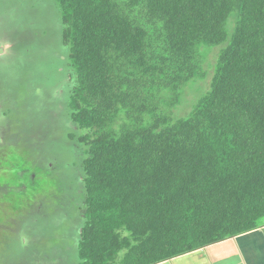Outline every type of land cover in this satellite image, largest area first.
I'll return each instance as SVG.
<instances>
[{
    "label": "trees",
    "instance_id": "16d2710c",
    "mask_svg": "<svg viewBox=\"0 0 264 264\" xmlns=\"http://www.w3.org/2000/svg\"><path fill=\"white\" fill-rule=\"evenodd\" d=\"M54 3L84 152L80 263L264 234V0Z\"/></svg>",
    "mask_w": 264,
    "mask_h": 264
},
{
    "label": "rangeland",
    "instance_id": "374dc122",
    "mask_svg": "<svg viewBox=\"0 0 264 264\" xmlns=\"http://www.w3.org/2000/svg\"><path fill=\"white\" fill-rule=\"evenodd\" d=\"M67 61L54 0H0V74L12 83L0 91V264H80L84 152Z\"/></svg>",
    "mask_w": 264,
    "mask_h": 264
},
{
    "label": "crops",
    "instance_id": "0c3cea01",
    "mask_svg": "<svg viewBox=\"0 0 264 264\" xmlns=\"http://www.w3.org/2000/svg\"><path fill=\"white\" fill-rule=\"evenodd\" d=\"M162 264H264V234L252 232Z\"/></svg>",
    "mask_w": 264,
    "mask_h": 264
}]
</instances>
